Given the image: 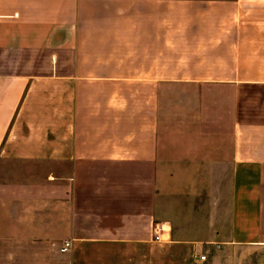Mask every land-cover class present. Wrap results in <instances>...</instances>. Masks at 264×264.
<instances>
[{"label":"crops","instance_id":"1","mask_svg":"<svg viewBox=\"0 0 264 264\" xmlns=\"http://www.w3.org/2000/svg\"><path fill=\"white\" fill-rule=\"evenodd\" d=\"M230 248L264 264V0H0V264Z\"/></svg>","mask_w":264,"mask_h":264},{"label":"rangeland","instance_id":"2","mask_svg":"<svg viewBox=\"0 0 264 264\" xmlns=\"http://www.w3.org/2000/svg\"><path fill=\"white\" fill-rule=\"evenodd\" d=\"M260 259L261 256L257 257L248 250L230 248L224 251L221 256L219 255L211 264H262Z\"/></svg>","mask_w":264,"mask_h":264},{"label":"built area","instance_id":"3","mask_svg":"<svg viewBox=\"0 0 264 264\" xmlns=\"http://www.w3.org/2000/svg\"><path fill=\"white\" fill-rule=\"evenodd\" d=\"M162 230H163V229H162L161 227H156V228H155V234H156V236H155V240H156V241H160V239H161V237H160V232H161ZM67 247H69V245H67L66 248L63 249V251H66V250H67ZM200 259H201L202 261H205V260H206V257H205V256H202V257H200Z\"/></svg>","mask_w":264,"mask_h":264}]
</instances>
